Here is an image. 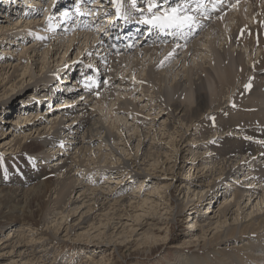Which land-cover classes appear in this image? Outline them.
Returning a JSON list of instances; mask_svg holds the SVG:
<instances>
[{
	"label": "bare ground",
	"instance_id": "1",
	"mask_svg": "<svg viewBox=\"0 0 264 264\" xmlns=\"http://www.w3.org/2000/svg\"><path fill=\"white\" fill-rule=\"evenodd\" d=\"M70 1L3 0L0 4V94L11 91V96L16 89L31 88L26 94L47 99L44 111L38 110V104L22 105L19 110L35 113L33 119L28 120L31 114H18L10 122L11 132L0 136L3 149L12 150L9 160L16 161L13 168L0 157V242L3 230L11 229L13 234L1 245L12 247L9 254L16 255V263L34 264L27 250L35 238L45 248L46 241L63 240V231L69 236L87 224L100 234L120 228L125 232L131 220L137 227L131 233L146 228L143 234L156 238L160 228L150 222V209L158 210L154 198L161 188L152 181L149 192L143 193L141 187L128 190L126 184L134 181L128 182L133 176L150 183L153 175L159 181L180 170L193 176H184L178 184L180 192L186 196L197 191L199 203L177 202V212L188 209L191 220H196L188 225L194 228L199 223L204 239L203 248H179L178 264H264V0H205V9L198 0H186L198 29L192 34V27L186 28L179 38L144 23L150 14L140 17L143 6L137 8L133 0H117V16L110 0H75L100 28L70 29L62 23L67 15L58 16L67 11L77 18ZM150 1L152 13L158 14L183 0ZM145 8L149 10V4ZM125 11L132 16L126 17ZM15 12L19 17L3 16ZM21 42L16 58L14 51ZM170 52L173 55L165 59ZM89 75L105 76L101 87L72 97L70 89L77 82L79 88L84 86ZM90 83L95 86L94 80ZM19 96L25 99L24 92ZM62 96L70 97L57 101ZM0 97L3 108L7 97ZM22 128L23 136L16 134ZM191 134L195 143L186 139ZM138 138L137 151L127 154L125 147L129 150ZM162 138L170 139L167 146ZM65 145L74 150V159L64 155ZM194 145L196 152L191 154ZM48 146L54 152L48 153ZM188 151L189 156L184 154ZM108 155H113L112 163V159L107 163ZM86 158L94 161V169L89 162L83 165ZM101 170L105 175H98ZM209 174L208 185L199 189L194 176L199 180ZM107 175L120 186L105 187L109 182L102 178ZM228 181L233 195L223 197L220 208L210 212L218 198L212 200L214 196L206 193L217 182ZM140 194L144 204L150 203L149 212L138 204ZM199 204L206 206L204 212ZM136 208L140 212L134 214ZM51 214L61 217L50 221ZM34 227L40 232L30 238L25 232ZM225 240L234 246L219 247Z\"/></svg>",
	"mask_w": 264,
	"mask_h": 264
},
{
	"label": "rangeland",
	"instance_id": "2",
	"mask_svg": "<svg viewBox=\"0 0 264 264\" xmlns=\"http://www.w3.org/2000/svg\"><path fill=\"white\" fill-rule=\"evenodd\" d=\"M2 1L3 0H0V4ZM7 1H11V0H7ZM48 2H49V0H48ZM70 2L73 3V0H71ZM247 11L250 12L249 7H247L246 12ZM236 12L237 11H234L232 13H236ZM19 15L20 14H18V12L15 14V16H8L6 13H3V16H5L6 18H9V20L12 17H15V18L19 17ZM248 16H249V13L246 14L244 17L246 22H249ZM229 27H230L229 25L226 26V28H229ZM27 43L30 44V41H28ZM23 44L24 43L21 42V44H18V47H16V49L14 51V53L16 54V58L18 57L17 53L21 52ZM228 46H229V44H227L226 48L229 51L228 55L232 57V58L229 57V60L231 63V61L235 58V56L234 57L232 56L233 54H232V52H230L231 50L229 49L230 47H228ZM13 49H11V50H13ZM164 51H165V49H164ZM164 51L162 50V53ZM66 54L69 55L70 54L69 51ZM73 56H75V53H74V55H72V57ZM70 57H71V55H70ZM233 61H232V65H234ZM79 64L80 63L77 62L74 67H77V65L79 66ZM135 70L138 71V69H135ZM18 78H16V80ZM94 78L95 77L92 76L93 80H94ZM99 81L102 82L103 78H101ZM77 85L78 84L75 83V87L70 89V91H71L70 94H72V97H76L77 95H80L84 92L83 89L77 88ZM29 89H31V88H29ZM29 89H27V88L26 89L23 88V89H19V90L16 89V90H14V92L11 96H9L11 91L5 95L0 94L1 96L7 97L6 98L7 100L4 101L5 102L4 107H6V109L9 110V112L4 111L5 108L4 107L2 108V105L0 104V121H1L0 136L3 135L4 132L9 131L10 124H11L10 122H12L11 121L12 118H17L18 114H22L25 116L31 114V112L20 111L19 109L22 107V105L23 106L25 105L23 108H28L30 106H34V105L38 104L39 105L38 110L44 111L46 109L47 99H38L37 100L35 97L28 94L31 91V90L29 91ZM74 89H76V90H74ZM22 91L25 93V99L26 98L30 99V101L26 102L28 104H26V103L24 104L25 99H22L21 96H19L20 94L23 93ZM27 91H28V93L26 94ZM17 92L19 93L18 95H17ZM63 95L67 96L65 93ZM68 97H70V96H68ZM68 97L62 96L57 101H64ZM2 98L3 97H0V99H2ZM50 105L53 106L52 103ZM150 112H152V111H150ZM156 112H158V108H156ZM34 115H35V113H32L31 114L32 117H29L28 120L33 119ZM45 117L43 119H45ZM132 119L133 118L130 119V123H133ZM128 120H129V118H128ZM40 125H42V124H40ZM124 125H125V123H124ZM194 127L199 128L200 125H196ZM11 130L9 132H11ZM24 130L25 129L22 128V129L18 130L16 132V134H20L23 136ZM26 132H28V131H26ZM188 135H187L186 139L188 138L187 140L190 143H195V142H193L194 134H191L189 137H188ZM138 140H139V138L137 140H135L134 143H132L133 146H130L129 150L125 147V150H127V154H129V152H132L134 154L137 151ZM152 140L153 139H150L149 141L151 142ZM169 140H166L163 138L161 139L162 144H164L165 146H167ZM2 142H5V141H0V157L4 158L3 160H6L9 163H11L12 167L14 168L16 166V161L11 162L9 160L11 158L10 152L12 150L11 149L6 150V148H8L9 146H6V148L3 149L4 144H1ZM184 144H183V146H184ZM122 147L124 148V145L120 146V148H122ZM50 148H51L50 146L47 147L48 153L54 152L55 149H50ZM167 148H168V150L170 149L169 146ZM196 148L197 147L194 145V149L192 151L193 153L191 152V154H194L196 152L195 151ZM198 150H200V148ZM201 150H205V147L202 146ZM62 151H63L64 155H67L71 159H74V157L76 156L73 154L74 150L71 149V146L65 145V148L62 149ZM170 152H172V151H170ZM63 153H62V155H63ZM125 154H124V156H125ZM184 154L188 155L189 151L185 152ZM108 156L110 158L107 157V163L109 162V159L110 160L112 159L110 161L112 163L113 158H114L113 155H112V157H111V155H108ZM130 156H133V155H129V157ZM127 158H128V156H127ZM75 159L79 160V157H77ZM86 159H85L86 162H84L83 165H86V163L88 165L90 163V167H92L94 169V161L92 159L90 160L89 158H86ZM187 160H189V159L187 158ZM91 161H93V163H91ZM179 171H176L175 174H166V177H163L159 181H157L159 178H157L156 175H153L150 177V179L152 178L150 183H148V180L144 179L142 176H138L136 179H134V176H133L129 179L128 182H131L132 180H134V181L131 182L130 185L126 184V186H127L126 188L128 190L133 189V188H137V187H141V190H143V193L149 192L150 186L153 183H154V185L156 184L161 188L160 189L161 190L160 195L155 196L156 198H154L155 203L158 206V210L154 211L153 209H150V212L153 213L150 215L151 216L150 222H152V223L156 222L157 224H159L157 227L160 228V231H157V233H156V238L152 237V236L149 237L150 239L147 238L148 236H145V234H143V232H145L144 229H146V228H144L143 230H139L138 232L131 233L132 228L135 227V225L132 227V225L135 223H134V221H131V220L128 221L129 222L128 223L129 229L125 230V232H123L122 228H120L118 230L112 229L113 231L108 230L109 233H103L102 232V234H100L99 231L94 232L95 231L94 229H90V227L87 226L89 224H87L84 226V228L78 229L75 234L71 233V234H69V236H64V234H66V231H63L60 234V236L63 237L62 238L63 240H61L60 242H56V241L44 242L43 245L46 244V247H47L46 251L43 250L46 247L44 248V246L40 245V243H42V242H39V241H41V240H39V239L36 240V238H35L33 242L29 243L30 248H29V250H27L28 251L27 255H30V257H31L30 259L34 261V264L35 263L36 264H51V263L53 264V262H55L57 260H63V262L66 264H178L179 260H177V259H179V255H178V249L179 248L182 247V248L191 249V250L203 248V244L201 243V240L204 239V235L200 230V226H199L200 224L199 223L196 225L197 228H195L196 226L194 228L189 226V225L193 224V222H195L196 220H194V219L191 220V217H189V215H188L189 214L187 211L188 209L184 208L182 213L180 211H179V213L177 212L178 211L177 210V202L180 204L182 203L183 205H185V203L188 200H190L192 203H196V204L199 203L198 198H197V194H196L197 191L191 192L189 195H186V196H184L185 195L184 193L180 192L181 188H178V184H180L182 179L185 178L184 176H188L189 178H193V176H189V174L186 171H180V172ZM197 171H198L197 169L194 170V172H195L194 174L196 176L200 174V173L198 174ZM123 172L126 173V171H124V170H123ZM100 173L105 175V172L102 170H101V172H98V175ZM173 176H175L174 180H172L170 178ZM196 176H194L196 179L195 182H199L200 188L199 187L198 188L202 189V188L206 187V185H208V182H209L208 179L210 178L211 175L210 174L207 176L205 175L204 177L200 178L199 180H198V178H196ZM111 179H112V181L113 180L114 181L110 182ZM106 180H108V181H106ZM102 181L104 183L109 182V183L104 184V185H106L105 187H107L108 184L112 185V186H120V184H117L115 178H113V177L110 178L109 176L108 177L104 176L102 178ZM152 181H153V183H152ZM170 181H172L171 185L169 184ZM165 183L169 184V185L162 188ZM228 183H231V182H229V181L228 182H222L220 184H218V182H217L216 185H214V187H212V189L210 191V193H212V194L206 193V196H208V197L214 196V198H212V200L213 199L215 200L216 198H218V200L214 203V207L210 208V212L213 210H214L213 212H216L220 208V206L224 200L223 197H225V199H226L227 197H230L233 195L234 191H232V188L229 187ZM226 186L229 188L228 192L226 191L227 190ZM191 191H193V189H191ZM129 192H132V190H130ZM186 192H187V190H186ZM188 193H189V191H188ZM161 195H162V197H161ZM76 196H77V194H76ZM142 198H144V197L142 196V194H140L138 197V204L140 203V205L144 204V200ZM51 205H53V204H51ZM135 205L136 204L134 203V206ZM144 205H145V207H143L145 209L144 211L149 212V209L146 206L147 205L149 206L150 203L144 204ZM62 207H63V205H62ZM62 207L60 209H62ZM140 208H142V207L140 206ZM64 209H66V207ZM199 209L202 210L201 212H204L206 210V206L204 204H201ZM166 210L169 211L170 214H168ZM144 211H142L141 213L144 214ZM55 212L57 213V214L55 213V215H58L59 210H56ZM138 212H140V211H138V209H137L134 212V214L138 213ZM154 212H156V213H154ZM52 214L49 216V218L51 217L50 221L54 220L55 218H59V216L61 217V215L54 217ZM65 214H67V212ZM146 214L149 215L148 213H146ZM52 216H53V218H52ZM103 219H104V217H103ZM151 220H153V221H151ZM59 222H61V220H59ZM53 224H55V222H52L51 225H53ZM68 225H69V223H68ZM130 225H131V227H130ZM153 227H155V226H153ZM135 228H137V227H135ZM147 228H150V227H147ZM38 230L39 229L37 227L36 228L34 227L32 232L26 231L25 234L27 236H29L30 238H32L33 236H36V234H37L36 232H38V233L40 232ZM88 230H89V232H88ZM102 231H104V230H102ZM126 231H128V232H126ZM32 233L34 235H32ZM213 233H214V231H212L211 234L208 233L209 235L207 236V238L211 237ZM1 235H3L2 237H4V240L0 242V246H1L0 253L3 254L4 257H0V264H12L14 261L15 262L13 264H20L21 262L16 263V260H19L18 258H16V255L13 254V256H10L11 254H9V250L11 251L12 247L6 246L5 244H3L4 246L1 245L4 241L7 240V238H9V235L11 237H13L12 230L11 229L3 230V233ZM17 235H18V232L16 233V241L18 238ZM148 240L150 242H148ZM35 242L37 243L36 245L31 244V243H35ZM233 246L234 245H232L230 243V240L229 241L228 240L222 241V242H220V245H219V247H226L228 250H229V248H231ZM89 257H91L92 259H88Z\"/></svg>",
	"mask_w": 264,
	"mask_h": 264
},
{
	"label": "snow or ice",
	"instance_id": "3",
	"mask_svg": "<svg viewBox=\"0 0 264 264\" xmlns=\"http://www.w3.org/2000/svg\"><path fill=\"white\" fill-rule=\"evenodd\" d=\"M152 7H154V5L149 6V11H151ZM117 11L119 13V4L117 5ZM195 22V18L188 14L187 9L183 6L164 10L144 21V23L150 24L161 31L175 29L176 32H182L185 28H191ZM177 47H179V45H177ZM172 55L173 53L170 52L165 59H168ZM161 64H163V61Z\"/></svg>",
	"mask_w": 264,
	"mask_h": 264
}]
</instances>
